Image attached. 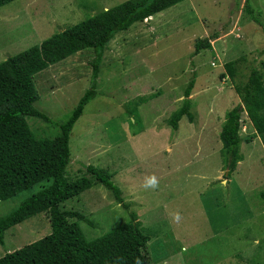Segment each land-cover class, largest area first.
<instances>
[{
    "label": "rangeland",
    "instance_id": "rangeland-1",
    "mask_svg": "<svg viewBox=\"0 0 264 264\" xmlns=\"http://www.w3.org/2000/svg\"><path fill=\"white\" fill-rule=\"evenodd\" d=\"M124 1L14 0L0 8V62ZM247 1L185 0L118 33L106 47L98 94L71 134L66 176L74 181L88 165L107 169L129 209L101 184L64 202L61 209L88 218L80 225L89 239L134 212L151 236L145 264H264V146L246 112L244 160L229 178L220 153L225 114L242 103L235 83L246 82L252 68L264 75V32L246 13ZM249 1L264 23V0ZM207 37L214 38L211 46L194 56L195 42ZM94 57L86 49L35 74V107L53 120L27 117L38 138L60 133L58 124L91 86ZM230 61L238 72L234 82L225 73ZM192 78L194 121L183 117L173 130L169 118ZM153 175L159 187L145 190ZM50 182L0 200V216ZM51 230L47 212L27 219L6 232L0 257Z\"/></svg>",
    "mask_w": 264,
    "mask_h": 264
},
{
    "label": "trees",
    "instance_id": "trees-1",
    "mask_svg": "<svg viewBox=\"0 0 264 264\" xmlns=\"http://www.w3.org/2000/svg\"><path fill=\"white\" fill-rule=\"evenodd\" d=\"M13 1L0 0V8ZM183 1L126 0L0 62V200L12 199L35 185L51 181L17 208L0 216V244H5V234L10 228L43 212L49 214L52 229L43 238L0 257V264H145L143 252L151 236L145 233L136 213L130 212V221L89 239L80 225V221L90 223L88 218L78 211L61 209L64 202L98 184L110 190L117 202L129 209L121 189L112 180L113 174L107 169L88 165L84 168L85 174L76 180L66 176L71 162L70 139L85 107L98 94L100 67L108 44L118 33ZM245 10L264 32L261 11H256L249 0ZM213 37L198 39L194 56L209 48ZM86 49L95 52L90 88L69 119L58 124L60 133L56 137L38 138L27 117L49 123L53 120L35 107L40 97L34 83L35 74ZM225 73L234 82L238 74L235 61L225 65ZM194 87L192 78L185 89L183 104L169 118L168 124L173 130L179 128L183 117L190 123L194 121L191 111ZM234 88L242 103L226 112L220 132V153L228 178L244 160L240 134L243 112L247 113L264 146V75L252 68L247 81L235 83ZM74 218L77 220L70 222Z\"/></svg>",
    "mask_w": 264,
    "mask_h": 264
},
{
    "label": "clouds",
    "instance_id": "clouds-1",
    "mask_svg": "<svg viewBox=\"0 0 264 264\" xmlns=\"http://www.w3.org/2000/svg\"><path fill=\"white\" fill-rule=\"evenodd\" d=\"M158 187H159V181H158V179H157V177L155 175L146 178V180H145V182L143 184V188L145 190H149V189L155 190ZM173 218H174V220L176 222H179L182 219V217H181L179 212L175 213Z\"/></svg>",
    "mask_w": 264,
    "mask_h": 264
}]
</instances>
